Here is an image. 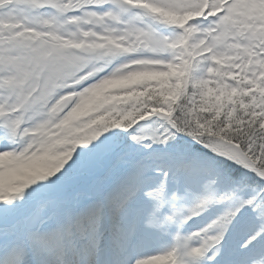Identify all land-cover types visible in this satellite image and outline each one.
Returning a JSON list of instances; mask_svg holds the SVG:
<instances>
[{
	"label": "snow or ice",
	"instance_id": "snow-or-ice-1",
	"mask_svg": "<svg viewBox=\"0 0 264 264\" xmlns=\"http://www.w3.org/2000/svg\"><path fill=\"white\" fill-rule=\"evenodd\" d=\"M0 264H264V0H0Z\"/></svg>",
	"mask_w": 264,
	"mask_h": 264
}]
</instances>
